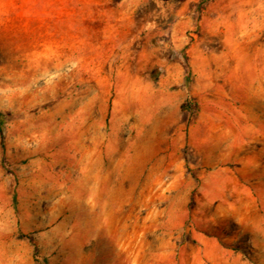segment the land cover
<instances>
[{
	"label": "rangeland",
	"instance_id": "rangeland-1",
	"mask_svg": "<svg viewBox=\"0 0 264 264\" xmlns=\"http://www.w3.org/2000/svg\"><path fill=\"white\" fill-rule=\"evenodd\" d=\"M0 264H264V0H0Z\"/></svg>",
	"mask_w": 264,
	"mask_h": 264
},
{
	"label": "trees",
	"instance_id": "trees-1",
	"mask_svg": "<svg viewBox=\"0 0 264 264\" xmlns=\"http://www.w3.org/2000/svg\"><path fill=\"white\" fill-rule=\"evenodd\" d=\"M2 125H3V116H2V114H0V134L3 133Z\"/></svg>",
	"mask_w": 264,
	"mask_h": 264
}]
</instances>
